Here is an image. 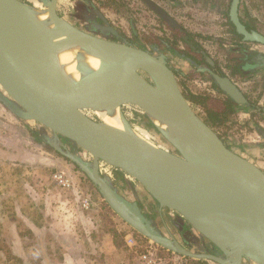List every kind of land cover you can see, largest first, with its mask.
Returning a JSON list of instances; mask_svg holds the SVG:
<instances>
[{"label":"water","instance_id":"obj_1","mask_svg":"<svg viewBox=\"0 0 264 264\" xmlns=\"http://www.w3.org/2000/svg\"><path fill=\"white\" fill-rule=\"evenodd\" d=\"M38 1L48 7L53 27L38 19L29 2L0 0L4 107L21 121H35L40 138L75 164L108 206L142 236L191 259L264 264V169L230 148L200 114L180 87L167 54L129 41L92 3L82 13L88 23L79 27L59 14V0ZM143 1L168 26L182 27L155 0ZM240 4L231 0L229 8L236 32L244 42L264 46V33L244 23ZM77 45L103 59L85 83L68 77L58 58L61 49ZM207 60L214 66L211 56ZM199 70L237 103L249 104L230 75L208 66ZM125 105L164 123L171 135L156 128L172 150L138 135L124 114ZM117 108L124 128L88 114H111ZM103 166L122 171L130 186L136 180L160 214L170 215L182 239L162 217L163 231Z\"/></svg>","mask_w":264,"mask_h":264},{"label":"crops","instance_id":"obj_2","mask_svg":"<svg viewBox=\"0 0 264 264\" xmlns=\"http://www.w3.org/2000/svg\"><path fill=\"white\" fill-rule=\"evenodd\" d=\"M75 2L84 13L96 3L95 0ZM228 5L229 0H209L207 6L186 5L178 7L176 12L184 13V26L203 36L199 40L214 62L219 63L223 72L243 90L262 89L258 104L264 105V46L235 38L229 30ZM171 7L166 6L174 14ZM143 12L153 21V26L151 35H146L140 44L154 52L166 53L182 77L193 73L196 68L188 59L157 41L170 36L171 31ZM227 50L235 56L245 54L243 69L248 76L229 73L225 67L224 52ZM195 76L191 78L195 80ZM198 78L210 79L207 74ZM234 118L236 126L238 123L254 126L245 108ZM259 124L264 127V119H259ZM22 127L21 120L0 116V250L3 253L0 264H134V255L126 242V234L130 231L126 222L106 207L103 198L94 191L84 192L85 178L71 175V167L64 158L53 156L34 139L33 128ZM233 127L230 122L227 128ZM19 131H24L23 135ZM257 135L250 131L242 141L226 134L227 143L234 151L264 169V144ZM51 165L68 168L69 174L62 172L70 179L69 186L54 180L52 171L48 172ZM126 187L135 190L136 186ZM85 197L91 199L89 208L84 207ZM209 264L217 263L210 261Z\"/></svg>","mask_w":264,"mask_h":264},{"label":"rangeland","instance_id":"obj_3","mask_svg":"<svg viewBox=\"0 0 264 264\" xmlns=\"http://www.w3.org/2000/svg\"><path fill=\"white\" fill-rule=\"evenodd\" d=\"M34 1L28 0V2L32 5L34 4ZM36 1H38V0H36ZM95 1H96V3L94 2L95 5L104 11V14L108 17V19L120 31V33L123 36H125L126 38L129 37V38H131L132 41H134V31L132 30V21H134L135 29L138 31V35H139L138 39H137L138 41H135V42L141 41L144 38L145 34L148 35L151 32V26H153V21H151V19L149 17H146V15L144 14L143 11H145L146 13L150 12V14L152 16H153V14L151 11H149L147 6L141 0H124L122 2H124L125 5H123L122 7H117L112 2H110L112 4L109 3L111 6L103 5L101 3V1L107 2L109 0H101V1L95 0ZM208 5H209V3H208ZM178 7L180 8V7H185V6L172 5L171 8L173 9L175 15L180 19V21L185 22V19L183 18L184 13H177L176 12V9ZM118 8L121 9V12L116 11V9H118ZM58 11L62 17L72 21L73 23L82 25L85 21L82 18V13H84V12L82 10L80 11L79 5L76 4L75 0H62L61 2H59ZM251 13L257 14V16L260 18V20H258L259 26L261 27L262 30H264V4L261 7H259V9H257L256 7L253 8ZM198 39H201V38L199 37ZM137 44H140V43H137ZM227 52H228V50H227ZM224 55H225V60H226V54L224 53ZM187 87L194 89V85L192 82L187 83ZM260 90H262V89L260 88L256 91L260 92ZM194 106L202 115L204 114L202 109L200 108V106H198L196 104ZM123 110L127 114L128 118L130 119L134 128L144 130L146 133L151 135V137L155 140L156 144H158V145H160L166 149L172 150V147L169 144V142L162 136V134H160V132L157 130L156 126L151 121V119L139 107L134 106V105H125L123 107ZM2 115L3 116H9L13 120L16 119V117L12 113H10L4 107V105L0 102V116H2ZM94 118L97 119L96 116H94ZM21 122H22L23 126L25 128H27V130L31 129V128L38 130V124L35 121H30V122L29 121H27V122L21 121ZM24 122H25V124H24ZM24 127H22V129H25ZM23 132L24 131H19V133L20 134L22 133V135H23ZM65 143H67V142L65 141ZM42 146L46 147L45 145H42ZM46 148L48 149V151L53 156L58 157V158L59 157L64 158L63 160H65V163L68 164L69 167H71V170L73 172V173H71V175L72 174L73 175L79 174V176H84V173L75 164H73L72 162L67 160L62 155H59L53 148L52 149H50L48 147H46ZM50 167L52 169L49 170L48 172H50V171L53 172V173L50 172L51 176H54L55 173L62 172V171H65L66 173L69 174L68 168H60L57 165H51ZM110 170L112 171V174H113L112 178H113L115 184L120 186L121 190L128 197H130L132 200H138L139 203L146 208L147 214L150 217H153V219L156 221V224L161 229H163V231L166 232V229L164 226V220H163V218H164L167 225L170 227L171 231L174 233V235L177 236L179 239H182L178 230L175 228V226L173 224H171L170 215L168 213L166 214L165 211H164L163 215L160 214V212L158 211V207H157L156 202L151 199V197L148 195L147 191L136 180L133 179L132 182L136 186L135 188H139V189L134 190L133 188H129V187L127 188L126 186H128V185L126 184V182H124L123 180L122 181L118 180L119 179L118 175H125V174L122 173V171H120L119 169H114L113 167ZM114 172L115 173L117 172V173L115 174ZM86 183H87V187H86V190H84L85 193L90 194V191H94L95 194L99 198L100 197L102 198V196L99 194V192L97 191V189L95 188V186L92 183H90L88 181H86ZM103 202H104L106 207H109L105 201H103ZM167 212L172 214L171 211H167ZM127 227H128V230L136 233V235L143 242L149 241V239H147L146 237H144L141 234H139L138 232H136L128 224H127ZM190 247L194 250H198L195 245H190ZM164 250H167V249L164 248ZM1 252L2 251L0 250V255L3 254ZM1 256H3V255H1ZM187 264H189V263L187 262ZM244 264H255V263H253L251 261H246Z\"/></svg>","mask_w":264,"mask_h":264},{"label":"trees","instance_id":"obj_4","mask_svg":"<svg viewBox=\"0 0 264 264\" xmlns=\"http://www.w3.org/2000/svg\"><path fill=\"white\" fill-rule=\"evenodd\" d=\"M122 1L123 0H109L107 2L101 1V3L107 6H111L110 4L114 3L117 7H122L123 5H125V3ZM203 1L204 3L206 2V0ZM263 4H264V0H248V3H246V1L241 2L240 5V7L242 6V8H240L241 18L250 29H258L261 32H264V30L261 29L258 23V20H260V18L257 16V14L251 13L253 8L256 7L257 9H259V7H261ZM116 11L121 12V9L118 8L116 9ZM228 24L230 26L229 30L231 31V33L235 36V38L238 41H241L242 36L236 32L235 27L229 18H228ZM173 31L174 32L170 37H162V39L157 40L159 44H163L174 49L177 53H179L184 58L188 59L195 66L196 69L193 71V73H189V77L195 75H196L195 77L198 76L204 77L205 74L207 73L199 70V67L206 65L208 67L213 68L214 66H212L208 62L207 60L208 53L206 49L202 46V44L197 40L196 37L197 34L188 31L184 27L180 29H175ZM180 41L184 42V44L186 45L185 49L179 48L178 44ZM224 53L226 54L225 67L228 69L231 75L240 76V77L248 76V74L243 69L245 63L244 53L241 54L240 56H235L229 51L228 52L226 51ZM216 70L219 72H223L221 66L218 63L216 64ZM209 80L213 82V85L220 92H223L221 88L212 79ZM187 98L191 102L201 107V109L204 112L206 120L214 127H218L226 124L228 121L232 119L233 115L241 108H246V109L257 108L256 106L257 100L256 101L250 100L249 104L244 105L237 103L234 99H232L227 95H225L224 97L217 98L209 94H206L202 91L192 92L191 90H188ZM32 136L41 145H45L46 147L52 149V147H50L49 144H47L40 138L38 130L33 129ZM83 177L85 178L86 181L90 182V180L85 175ZM119 178H121L124 182L127 183V185L130 186L125 176L119 175ZM209 262L210 261L204 259L196 260V259L188 258L189 264H209Z\"/></svg>","mask_w":264,"mask_h":264},{"label":"flooded vegetation","instance_id":"obj_5","mask_svg":"<svg viewBox=\"0 0 264 264\" xmlns=\"http://www.w3.org/2000/svg\"><path fill=\"white\" fill-rule=\"evenodd\" d=\"M25 1H27L28 2V0H25ZM124 1V0H123ZM143 3H144V1L143 0H141ZM157 3H159L161 6H163L166 10H167V8H166V6H167V4L168 5H175V6H186V5H188V6H191V7H193V6H195V7H199V6H203V5H205V6H207L208 5V3H209V0H206V2L204 3V1L203 0H155ZM243 1H246V0H241V2H243ZM248 1V0H247ZM59 2H60V0H59ZM59 2H58V5H59ZM230 3H231V0H229V5H228V7H227V16H228V18H229V8H230ZM145 4V3H144ZM146 5V4H145ZM241 5V4H240ZM147 6V5H146ZM58 8V7H57ZM148 8V7H147ZM240 8H242V6L240 7ZM149 9V8H148ZM201 8H198V10H200ZM149 11H151L152 12V14H153V16L150 14V12H148V14H150L151 15V18H153V19H155L154 21H156V23H158L159 22V24H160V26H162V27H166L169 31H171V35L173 34V30H175L174 28H172V27H170V26H168L159 16H157L151 9H149ZM168 12H170L169 10H167ZM59 12V11H58ZM171 13V12H170ZM240 13H241V11H240ZM60 14V13H59ZM180 23H181V26L182 27H184L185 29H187L188 31H190L188 28H186L185 26H184V24L180 21V19L175 15V13L173 14V13H171ZM61 15V14H60ZM105 15V14H104ZM106 16V15H105ZM240 16H241V14H240ZM107 17V16H106ZM108 18V17H107ZM150 18V17H149ZM111 22V21H110ZM134 22V21H133ZM86 23H88L87 21H84V23L82 24V25H79V24H76V23H74V24H76L77 26H79V27H85V24ZM112 23V22H111ZM113 24V23H112ZM181 27V28H182ZM173 29V30H172ZM177 29H180V28H177ZM132 30L134 31V41H132L131 40V38H127L129 41H131L132 43H134V44H137V43H140V41L139 42H135V41H138L137 39H138V31L135 29V23H134V25H133V23H132ZM190 32H192V31H190ZM150 33H152V32H150ZM148 34V35H151V34ZM193 33V32H192ZM264 33V32H263ZM194 34H196V33H194ZM170 35V36H171ZM170 36H168V37H170ZM146 37V34H145V36H144V38ZM197 40L200 42V40L198 39L199 37L200 38H202L203 36H200L199 34H197ZM201 43V42H200ZM202 44V43H201ZM138 45H142V43L141 44H138ZM178 46H179V48H181V49H185L186 48V45L184 44V42H182V41H180L179 42V44H178ZM182 46V47H181ZM203 46V45H202ZM206 49V48H205ZM207 51V50H206ZM207 53H208V51H207ZM208 56H210L209 55V53H208ZM216 62H215V64H214V67L212 68V69H214L215 71H217L216 70ZM219 64V63H218ZM220 65V64H219ZM222 68V67H221ZM219 72V71H218ZM177 73V77H178V80H179V84H180V87L182 88V90L184 91V93H185V95L187 96V93H188V90H191L192 92H200V91H202V92H204V93H206V94H209V95H211V96H213V97H217V98H219V97H224L226 94L224 93V92H220L214 85H213V82H211L210 80H203V79H199L198 77H195L196 79L194 80L193 78H191V77H189V76H184V77H182L181 75H179V73L178 72H176ZM191 79H193V80H191ZM193 83V85H194V89H192V88H190V87H187V83ZM241 88V87H240ZM242 89V88H241ZM243 90V89H242ZM258 90V89H257ZM244 92H245V94L247 95V97L249 98V101L250 100H253V101H256L257 100V108L256 109H247V111L250 113V115H251V120H253V122H254V126H251V124H242L241 126H240V123H238L237 124V126H236V124H235V115H236V113H238V111H240L241 109H239L234 115H233V117H232V119L230 120V121H228L226 124H224V125H222V126H218V127H214L216 130H217V132L220 134V136L222 137V139L225 141V143L228 145V143H227V137L228 136H226V134H231L233 137H235V138H237V139H241L242 141L243 140H245L244 139V137H245V135H246V133H250V131L251 132H256L258 135V138H259V140H261L262 141V144H264V127H262L260 124H259V119H264V105H260V104H258V101H259V98H261L262 97V91H260V92H257V93H253V92H255L256 90H254L253 88H250V91L248 90V91H245V90H243ZM193 105H195V103H193V102H191ZM197 105V104H196ZM199 106V105H198ZM201 108V107H200ZM246 109V108H245ZM124 111V110H123ZM203 111V110H202ZM125 113V112H124ZM204 113V112H203ZM201 114V113H200ZM125 115H126V117L128 118V116H127V114L125 113ZM202 115V114H201ZM204 118H205V115L203 114L202 115ZM206 119V118H205ZM128 120L130 121V119L128 118ZM131 122V121H130ZM230 122L235 126V128L233 127V128H227L228 127V125L230 124ZM132 124V123H131ZM227 128V129H226ZM231 129V130H230ZM229 146V145H228ZM230 147V146H229ZM231 148V147H230ZM255 163V162H254ZM114 169H116V168H114ZM115 173V172H114ZM117 173V172H116ZM115 173V174H116Z\"/></svg>","mask_w":264,"mask_h":264},{"label":"bare ground","instance_id":"obj_6","mask_svg":"<svg viewBox=\"0 0 264 264\" xmlns=\"http://www.w3.org/2000/svg\"><path fill=\"white\" fill-rule=\"evenodd\" d=\"M33 8L39 20L46 22L50 27L54 26V22L50 16L47 6H44L41 2L35 0ZM58 58L64 73L68 77L82 81L83 83L87 81L91 74L95 73L100 68L103 62V59H101L100 56L92 52L85 51L78 45L61 49L58 52ZM88 114L90 116H96L98 119L109 125L124 128L119 108L111 114L107 111L99 110L89 111ZM151 120L159 130L165 131L167 134L171 135L164 123L154 117L151 118ZM134 131L150 143H156L151 135L146 133L144 130L135 128Z\"/></svg>","mask_w":264,"mask_h":264},{"label":"built area","instance_id":"obj_7","mask_svg":"<svg viewBox=\"0 0 264 264\" xmlns=\"http://www.w3.org/2000/svg\"><path fill=\"white\" fill-rule=\"evenodd\" d=\"M110 169L112 168L105 166L102 167V171L113 176ZM54 180L63 186L70 185V179L62 172L55 173ZM90 203L91 199L88 197L83 199L84 207L89 208L91 205ZM126 242L134 255V264H187L188 262L187 257L169 250H164V248L151 240L143 242L132 231L127 232Z\"/></svg>","mask_w":264,"mask_h":264}]
</instances>
